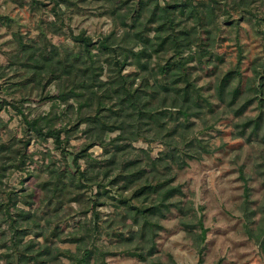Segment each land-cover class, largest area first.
<instances>
[{"label": "rangeland", "instance_id": "obj_1", "mask_svg": "<svg viewBox=\"0 0 264 264\" xmlns=\"http://www.w3.org/2000/svg\"><path fill=\"white\" fill-rule=\"evenodd\" d=\"M56 1L58 6L52 0H0V143L9 148L0 161V203H7L6 194H16L9 213L17 222L13 225L0 215V264H16V249L23 252L30 245L46 251L44 264H76L74 256L84 250L92 251L89 264H264V106L259 105L264 80L258 85L264 75V0H254L247 8L238 0H213L217 17L212 22L182 17L180 28L192 36L183 57L189 61V83L200 96L199 106L172 108L171 95L164 93L145 97L140 103L148 109L179 116L164 119L158 127L134 122L126 116L130 110H124V130L117 142L120 131L96 137L81 120L85 108L73 100L70 109L47 98L57 88L40 85L44 72L38 63L24 64L21 45H54L76 54L82 46L76 38L89 39L96 56L92 59L102 70L99 79L107 82L108 74L114 77L118 70L109 63L122 57L100 54L97 44L110 34L118 44L130 31L121 25H130L126 10L118 12L120 23L104 2ZM169 1L149 3L160 8ZM190 1L196 6L209 2ZM149 27L152 38L157 25ZM151 55L147 74L134 65L121 68L128 80L137 75L133 89L140 88L141 78L154 84V77H160L156 65L172 54ZM228 72L233 74L220 100L217 87ZM35 120L44 131L69 130L61 133V148L30 129ZM97 138L102 140L84 152ZM148 158L158 161L154 173ZM132 160L145 178L126 189L123 181L112 183ZM155 183L177 186L181 194L166 202L171 205L161 215L148 218L146 226L140 216L134 223L136 210L129 206L142 210L157 204L155 195L136 194ZM18 210L28 211L32 220L19 221ZM198 222L206 230L204 242Z\"/></svg>", "mask_w": 264, "mask_h": 264}, {"label": "trees", "instance_id": "obj_2", "mask_svg": "<svg viewBox=\"0 0 264 264\" xmlns=\"http://www.w3.org/2000/svg\"><path fill=\"white\" fill-rule=\"evenodd\" d=\"M54 6H58L56 0H52ZM72 0H62L65 5L71 4ZM83 2L86 0H82ZM95 2H104L108 5L109 14L113 17H117L120 22L119 10L125 9V16L129 18L130 25L128 23H121L123 27H130V31H126L122 34L118 44H114V34H110L102 38V41L98 42V50L100 54L117 55L122 57V60H114L113 67L118 70L114 73V77L108 74L109 80L104 82L100 80L101 67L97 66V61H94L92 57H96L91 54L89 47L91 46L90 40L86 38H76V42L81 43V47L77 49L76 54L60 51L58 47L50 45L41 49H35L32 45H21V52L24 56V64L38 63L39 68L44 72L43 78L39 79V83L42 86L55 85L57 92L47 98L60 104L67 105L72 109V105L69 103L73 100L80 108H85V114L81 116L83 122H88L91 130H93L96 137L101 138L102 134L120 131V134L113 142L121 140V134L123 133L124 121L122 120V112L124 110H130L126 113V116L131 118L134 122H145L149 126L157 125L162 127V121L164 119H177L180 113H167V110H151L140 102L145 97H151L155 94L164 93L165 95H171L172 108H183L182 104L190 106L194 104L199 106L200 96L197 94V90L189 83V74L186 67L187 59H184L183 54L192 45V36L187 28H180L182 17L186 20L193 19L196 22H200L201 17L209 19L211 22L217 17V8L212 5L213 0L209 2H203L201 5L196 6L191 3L190 0H170L163 7H152L149 3L150 0H93ZM254 0H238V5L248 7ZM211 2V3H210ZM201 7V8H200ZM157 25V29L154 31V35L151 38L149 32L152 30L149 26ZM128 45H131L130 47ZM138 47V51H134V48ZM170 52L171 58L166 59L163 63L156 65L157 74L160 76L158 79L154 77V84H149L147 78H141L140 88L133 89V84L137 79L134 78L128 80L130 76L121 75V68L123 66L134 65L143 74H147L149 71V61L151 60V54L159 55ZM204 56V54L202 55ZM200 55L199 58L202 57ZM113 60V59H112ZM128 60H132L129 63ZM233 72H228L222 77L217 87V96L220 100H223V96L227 87L229 86V80ZM259 86H262L261 80H264V75L259 76ZM158 80V81H157ZM154 86V87H153ZM156 89V90H155ZM147 90H151L148 92ZM160 92V93H159ZM238 91H233V98L235 99ZM110 103L108 107L107 104ZM249 103L242 106L236 114H241L244 108ZM141 105V106H140ZM259 105L264 106V95L259 98ZM103 112H108L113 121H109V115ZM198 114V113H197ZM177 115V116H175ZM125 116V115H123ZM181 116L184 120H187L186 112L182 111ZM186 122V121H185ZM257 122H259L257 120ZM69 124V123H68ZM187 123H183L182 127L187 128ZM73 124L72 127H74ZM30 129L33 132L45 139H52L56 147L61 148L63 140H61V133L68 132L66 129L55 130L53 128H46L39 126L38 122L32 121ZM172 132H175L173 129ZM170 132V135L171 133ZM169 136V135H168ZM95 139L83 150L91 148L95 142L102 139ZM125 140V139H122ZM117 146V147H116ZM117 151H122L120 145H116ZM9 148L0 143V161L8 153ZM82 151V152H83ZM85 154V153H83ZM114 155L107 163H112ZM150 161L152 173L156 170V163L158 161L151 158ZM138 164L132 161H126L121 172L115 177L112 183L124 182L123 189H126L129 185L135 184L145 178V171L137 167ZM3 172L0 167V177ZM83 176V175H82ZM47 186L46 183L43 187ZM54 192H56V184L53 185ZM163 184H151L143 187L136 194L144 198H150L155 195L157 204L152 205L146 209H136L129 206L132 210H136L135 217H133L134 223L137 222V217L140 216L144 220V225L148 224V218L161 215L162 209L167 210L169 206L166 202L178 194H181L180 189L176 187L164 188ZM7 203H0V215L8 217L11 223L14 225L16 220L11 219L12 214L9 212L10 204L13 205L16 194L8 193ZM126 201L121 202L124 204ZM29 203H27L28 205ZM175 206V205H173ZM17 217L19 221L29 222L32 220V215L28 211L18 210ZM199 229L201 230L200 240L204 242L206 230L203 228L202 223L198 222ZM14 233H18V230L13 227ZM262 234L264 236V227L262 228ZM75 242L78 239H73ZM264 246V237L262 241ZM33 245L25 247L23 252L16 249L17 262L16 264H44L41 261L42 256L45 253L40 250L35 251L32 249ZM92 256L91 250H84L80 257L74 256L76 264H89ZM143 258L142 255H139ZM12 264V263H7Z\"/></svg>", "mask_w": 264, "mask_h": 264}]
</instances>
